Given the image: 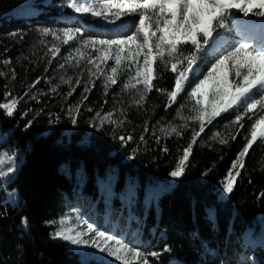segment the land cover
<instances>
[{
	"label": "trees",
	"instance_id": "1",
	"mask_svg": "<svg viewBox=\"0 0 264 264\" xmlns=\"http://www.w3.org/2000/svg\"><path fill=\"white\" fill-rule=\"evenodd\" d=\"M45 1L0 0V103L22 97L14 115L0 109V155L11 158L0 165V264H100L54 237L58 223L48 222H58L70 206L81 208L105 232L135 240L145 254L158 253L164 264L172 256L182 264H264V142H255L244 157L233 191L225 193L222 185L250 138L248 117L243 128L233 124L234 111L216 117L172 183L170 173L193 130L199 131L198 122L174 117L179 105L190 111L191 98L179 96L168 107L167 96L153 89L138 108L122 83L107 95L96 81L79 94L78 87L49 85L52 63L42 62L39 47L44 29L56 24L44 15H56L55 4L63 0H51L47 13L14 15L44 8ZM175 75L160 64L153 83L170 91ZM77 104L79 112H70ZM121 108L126 119L119 112L113 118L125 119L123 126H101L94 119L97 112ZM184 123L188 127L180 128V136L159 130ZM129 135L133 139L127 140Z\"/></svg>",
	"mask_w": 264,
	"mask_h": 264
},
{
	"label": "snow or ice",
	"instance_id": "2",
	"mask_svg": "<svg viewBox=\"0 0 264 264\" xmlns=\"http://www.w3.org/2000/svg\"><path fill=\"white\" fill-rule=\"evenodd\" d=\"M68 7L76 13H91L94 17H102L121 20L122 17H137L138 21H133V29L130 34H125L118 39H83L79 28L66 27L61 33H49L44 30L43 35L51 34L55 40L64 45L76 39L81 40V47L74 49L66 57V63L70 66L73 60L76 61L75 67H81V61L92 65L95 71L89 69L88 81L94 83L92 77L102 78L104 81L105 95L111 86L122 83V91L133 93L134 97L131 104L138 108H143L148 94L155 89L166 95L171 107L177 101L180 93L188 86L189 75L194 71L193 65L196 63L197 56L204 45H209L210 41H215L219 37L217 28L223 29L227 26L231 18V10L238 9L245 17L249 14L264 18V0H105L99 5V9L88 3H69ZM239 29L237 35L239 39H233L229 43L228 49L224 54L216 59L215 63L207 71L189 93L190 98L195 99V105L191 108L188 116L178 111L177 115L185 122L192 121L199 123V131L193 130L191 140L187 147L183 149L182 157L178 160L175 170L170 175L179 177L183 174L186 162L193 144L197 138L205 131L208 124H211L216 117L230 109L241 108L242 112L235 116L233 124L238 127H245L243 120L247 116L249 120L264 112V21L258 26L261 32V39L252 43L253 36L249 35L256 26L247 21L239 22L236 25ZM216 33V36L213 34ZM100 47H95V45ZM190 44L195 51L185 54L182 45ZM92 45L95 56L85 50ZM48 52L55 58L60 52L59 44H53ZM114 64L108 66L109 61ZM9 63V61H4ZM52 63L51 60L48 61ZM163 64L165 68L175 75V86L170 91L158 88L153 83L158 78L159 66ZM59 67L63 69L64 64ZM122 76H127L126 80L121 81ZM230 76L232 77L230 79ZM64 83H71V78ZM37 81L36 83H38ZM81 81L77 79L76 85ZM210 85V90L206 87ZM35 85H32L34 87ZM55 91V89H52ZM75 89H73L74 91ZM90 89L85 86V92ZM9 94L6 93V98ZM69 96L72 95L70 91ZM208 95L207 105L202 104V98ZM35 98V97H33ZM22 97H12L6 103H0V109L5 114L12 116L15 113L19 100ZM87 96L83 97L86 100ZM81 100V103H83ZM80 105L77 104L69 111L79 112ZM92 111V109H88ZM115 112H119L126 119V112L123 108L112 112H97L94 119L99 120L100 125L104 123L115 126H123L125 119H114ZM251 113L252 115H249ZM76 123L75 117L72 119ZM187 123L177 127L170 124L168 127H161L159 130L166 136L175 134L180 136V128H187ZM144 131H148L147 125ZM250 138L237 154L227 176L222 181L223 191L231 193L237 177L241 174L240 169L245 166L244 157L249 153L250 148L258 140L264 142V114H260L248 129ZM219 133L213 134V138ZM122 142H126L124 136H120ZM133 137L129 135L127 140ZM141 141L144 136L141 135ZM235 139V136L232 137ZM159 142V138H157ZM221 144L227 140L220 139ZM135 151V150H134ZM168 151L167 148L164 149ZM11 160L7 155H0V165L9 163ZM8 171H12L11 168ZM0 175H4L0 172ZM264 195V194H262ZM27 225V220H22ZM48 223H58L59 227L53 234L56 238L69 241L73 245H84L98 249L101 253H106L108 257H114L120 264H150L148 255L158 256V253L145 254L139 247L130 246L127 242L114 239L111 235H106L103 231H97L91 224H87V231L75 230L67 227V217L61 218L58 222L49 221ZM74 233V234H73ZM91 234V235H90ZM87 237V238H85ZM247 246V242H246ZM264 246V241H262ZM170 251L169 248L164 249ZM87 256L89 253H83ZM247 259L241 257V260Z\"/></svg>",
	"mask_w": 264,
	"mask_h": 264
},
{
	"label": "rangeland",
	"instance_id": "3",
	"mask_svg": "<svg viewBox=\"0 0 264 264\" xmlns=\"http://www.w3.org/2000/svg\"><path fill=\"white\" fill-rule=\"evenodd\" d=\"M88 3L99 9V5L104 3L105 0H63L61 4L56 3L55 6L58 7V12L56 15H44V17L50 18V20H53V22L56 24L54 27H50L44 30H48L49 33L55 32V33H61V30L66 27H72V28H79L80 34L83 39H94V40H105V39H118L121 38L125 34H130L131 30L133 29V21H138L137 17H131V16H125L122 17L121 20H113L111 17L109 19H104L102 17H94L91 15V13H76L71 8L68 7L69 3ZM51 0H46L43 2L44 8H37L33 7L27 10H23L20 12L14 13V15H19L21 17H31L36 16L40 13H47V6L51 4ZM247 21L250 24L256 26L254 32L255 35H253L251 32L249 35L253 36L254 39L251 41L252 43H256L261 39V32L259 29V25L262 21H264V18L259 16H253L249 14L248 17H245L243 13H241L238 9H232L231 10V18L227 23V26L223 29L217 28V33H219V37L215 41H210L209 45H204L201 51L199 52L197 56L196 63L193 65L194 71L190 73L189 75V81L188 86L186 89L180 93L179 96L182 95H188L191 92V88L195 86L196 83L199 82L200 79H203L204 75H207L208 69L211 67L213 63H215L216 59L219 58L220 55L224 54L225 49H228L229 43L233 39H239V36L237 35V32L239 31L238 27L236 26L239 22ZM44 32V31H43ZM253 32V31H252ZM216 36V33L213 34ZM45 40L42 42L41 46L39 47L41 49V60L42 62L46 63L49 60L52 61V68H51V74L50 76L46 77L48 84L52 85V83L57 84H65V89H73V88H79L78 94L81 92L85 86H87L89 83L88 81V72L89 69L92 71H95V68L92 65H89L86 63V60L81 61V67L77 68L75 67L76 61L73 60L71 62L70 66L68 63H66V57L69 55V53H73L74 55V49L77 47H81V40L76 39L73 42H70L68 45L62 44L60 41H57L54 39V37L49 34L47 36L44 35ZM53 44H59L61 47V52L53 58L51 54L48 52V49L52 47ZM95 47H100V45H95ZM182 49L184 50L185 54H187L189 51H191L193 48L192 45H182ZM93 46L89 45V48L85 51L93 56L96 55L92 51ZM60 64H64L65 67L61 69L59 67ZM114 64V61H109L108 66ZM48 74V75H49ZM61 77H64L65 80H68L69 77L71 78V83H64L61 81ZM232 77L230 76V79ZM79 79L81 83L79 85L75 84V81ZM122 80H126L127 76H122ZM92 81H96L97 84L101 85V88L104 87V81L102 78L98 79L96 76L92 77ZM175 86V81H174ZM210 90V85L206 86ZM37 93V92H36ZM190 97V96H189ZM179 98V97H178ZM177 98V100H178ZM194 105H195V99H192ZM202 104L207 105L209 102V96L205 95L202 98ZM177 101L172 104L171 106H175ZM192 108V107H191ZM175 119L178 121L180 120L179 116L177 115L178 111H182L183 115L187 116L192 114L188 110V107H183L182 105H179L177 108H175ZM234 111V113H241V108L234 107L233 109H230L228 112ZM190 112V113H189ZM226 113V112H224ZM260 114H264V112L259 113L257 116L253 117V119L248 121L246 130L249 129L250 124L255 121V119L258 118ZM181 121V120H180ZM176 177L170 176V181L173 183L175 181ZM222 195V194H221ZM63 217H67V227H71L75 230L79 231H87L86 225L91 224L93 228L97 231H103L106 235L113 236L114 239H120L123 242H127L130 246H135L134 241L135 240H126V238H123L122 236H116L112 232H105L104 230L100 229L95 225L94 219L89 218L88 215L83 211L81 208L78 207H68V210L66 213L59 218V220ZM58 220V221H59ZM59 227V224H58ZM112 229L115 228L114 224L111 225ZM251 232V229H248L245 232V235L247 236ZM74 234V233H73ZM91 235V234H90ZM87 238V237H85ZM61 241H63L66 246L72 250L75 253H78L82 258L85 259H92L100 264H120V261L115 260L114 257H108L106 253H101L98 251V249L92 248L90 246H84V245H73L69 241H65L61 238H59ZM83 253H89L90 255L84 256ZM148 259L150 261V264H164L162 260L158 256H148ZM250 259H253L250 257ZM168 264H182L179 260H177L174 256L170 257Z\"/></svg>",
	"mask_w": 264,
	"mask_h": 264
},
{
	"label": "bare ground",
	"instance_id": "4",
	"mask_svg": "<svg viewBox=\"0 0 264 264\" xmlns=\"http://www.w3.org/2000/svg\"><path fill=\"white\" fill-rule=\"evenodd\" d=\"M251 33H252L253 35H255V33H257V32H254V31H253V32H251Z\"/></svg>",
	"mask_w": 264,
	"mask_h": 264
}]
</instances>
